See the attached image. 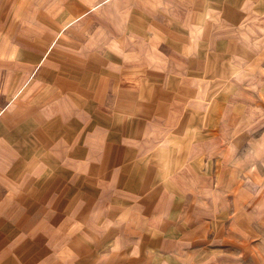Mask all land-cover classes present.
I'll return each mask as SVG.
<instances>
[{
  "label": "crops",
  "instance_id": "crops-1",
  "mask_svg": "<svg viewBox=\"0 0 264 264\" xmlns=\"http://www.w3.org/2000/svg\"><path fill=\"white\" fill-rule=\"evenodd\" d=\"M0 264H264V0H0Z\"/></svg>",
  "mask_w": 264,
  "mask_h": 264
},
{
  "label": "rangeland",
  "instance_id": "rangeland-1",
  "mask_svg": "<svg viewBox=\"0 0 264 264\" xmlns=\"http://www.w3.org/2000/svg\"><path fill=\"white\" fill-rule=\"evenodd\" d=\"M12 1L15 2L16 0H12ZM31 1H36V0H27V2H31ZM39 1H45V0H39ZM93 1L99 2L101 0H93Z\"/></svg>",
  "mask_w": 264,
  "mask_h": 264
}]
</instances>
